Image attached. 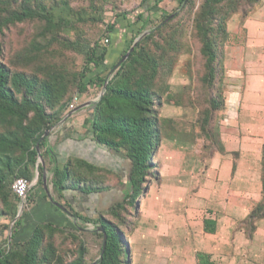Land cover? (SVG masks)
Wrapping results in <instances>:
<instances>
[{"label":"trees","instance_id":"1","mask_svg":"<svg viewBox=\"0 0 264 264\" xmlns=\"http://www.w3.org/2000/svg\"><path fill=\"white\" fill-rule=\"evenodd\" d=\"M73 1L0 0L1 34L19 24L37 25L29 44L19 53L7 54L5 61L0 45V216L14 222L9 241L0 245V264H132L129 250L124 254L123 246H129L136 225H131L123 212L126 206L138 211V199L148 192L145 184L153 170L151 163L160 147L164 125L173 130V121L160 117L159 108L167 101L163 80L178 57L191 48L190 40L199 46L202 60L198 128L216 151L226 154L219 129L225 117L222 87L226 23L232 15L245 7H255L260 0H176L179 6L170 12L158 8L170 0H153L151 6L149 0H141L128 11L121 10L113 0H87L88 4L80 8H74ZM106 6L113 10L110 16ZM178 8L181 9L176 13ZM153 17H157L154 25ZM150 29L154 30L134 45L128 58L113 72L102 97L92 104L84 120L91 142L104 151L122 155L129 170L123 199L90 217L68 202L66 195L108 193L113 188L105 182V176L113 175L121 181L120 176L82 157L67 156L59 163L47 145L48 138L41 137L64 118L72 95L95 87L102 90L116 64ZM104 39H108L107 45ZM68 54L80 64L68 66ZM37 145L42 159L52 165L49 171L56 194L53 200L67 212L50 205L74 223H34L26 211L16 218L19 201L12 185L19 178L33 181ZM236 168L237 160L232 165V175ZM38 171V182L26 195L28 202L36 199L38 187H43L40 164ZM260 180L262 199L242 222L250 239L257 223L264 220V143ZM43 199L48 200L44 190ZM89 225L93 226L91 231H87ZM203 231L215 234L216 221L204 218ZM104 235L105 248L98 261ZM195 261L213 264L210 254L201 251L195 252Z\"/></svg>","mask_w":264,"mask_h":264},{"label":"rangeland","instance_id":"2","mask_svg":"<svg viewBox=\"0 0 264 264\" xmlns=\"http://www.w3.org/2000/svg\"><path fill=\"white\" fill-rule=\"evenodd\" d=\"M113 1L121 10L126 11L137 7L141 2V0ZM87 2V0H74L72 6L74 8L85 7ZM148 4L151 6L153 0H149ZM178 6V2L174 0L166 12H170ZM106 9L107 16H110L113 11L111 6H106ZM180 9L178 8L176 13ZM155 18L152 20L153 25L157 22ZM226 29L228 37L223 45L225 79L222 87V96L225 99V117L221 122L218 121L219 129L221 132L234 129L240 137L264 138V0H260L255 7H245L241 12L232 15L226 23ZM36 30V24L28 23L19 24L3 34L0 33L2 60H6L7 54L13 53L14 55L21 52L23 47L34 38ZM189 46L191 47L188 48L189 51L187 50L178 57L172 71L163 80L167 101L163 102L159 108L160 117L162 120L173 121L174 131L164 125L160 147L154 154L151 163L153 170L145 184L148 192L138 199V211L136 212L133 207L126 206V211L123 212V216L129 220L131 225L139 224L143 230H150L146 233L152 237L150 242L153 245L157 242L158 232L161 234V239L166 238L163 241L164 245L168 244V239L165 237L168 231L166 226L175 222L178 264H192L193 252L196 247L192 242L193 237L201 229L202 217L210 211L206 207L208 205L206 200L202 205V199L197 195V191L199 186L205 183L207 174H211L212 159L217 158L220 162V156H222V162H224L225 156L231 154L232 164L237 160L238 166L240 157V151L231 153L226 151V154H220L198 128L201 111L198 101V77L202 68V60L198 53L199 46L192 40H190ZM65 61L70 67L75 62L80 64V61L74 60V56L71 54L67 55ZM13 66L18 68L17 65ZM100 93L101 89L95 87L87 93L72 95L64 116L65 119L63 118L55 124L47 136V145L54 150L59 163L63 162L67 156L82 157L97 166L106 167L120 176L121 181L113 175L105 176V182L113 188L108 193L98 196H83L78 193L66 195L68 202L90 217L95 216L97 210H106L112 204L123 199L129 173L127 162L124 161L122 155L104 151L88 141L80 142L88 135L83 125L84 120L89 117L90 107L98 100ZM74 98H77V101L73 108H70ZM243 142L246 144L248 141ZM246 151L249 154L242 156L250 158L248 147L241 150V152ZM233 153L238 155L234 157ZM260 156L262 158V149ZM43 162L47 190L52 199H55L56 194L53 192L50 182L52 174L49 171L52 165L44 160ZM246 168H248L247 165L243 166L242 170ZM221 170L220 163L214 171L211 170L215 180L222 173ZM258 171L260 173V170ZM35 175L36 170L34 178ZM34 178L31 183L28 182L31 187L38 182L37 180L34 183ZM173 180L181 181L178 184L179 190H170L169 184ZM43 190L42 186L38 187L37 198H33L34 200L29 202L25 200L20 214V205H18L17 215L20 216L23 211H26L27 214L31 213L33 217L31 222L34 223L42 220H53L56 223L62 222L61 224L74 223L70 217L68 220L64 219L50 205L52 203L49 199H43ZM165 205L170 210L159 209L166 207ZM0 208H2L1 203ZM109 217L112 219L111 216ZM13 224L10 217L0 216V245L5 246L6 241H9ZM242 225L245 227L243 223ZM92 229L93 226L89 225L87 231ZM123 250L126 254V247L123 246Z\"/></svg>","mask_w":264,"mask_h":264},{"label":"crops","instance_id":"3","mask_svg":"<svg viewBox=\"0 0 264 264\" xmlns=\"http://www.w3.org/2000/svg\"><path fill=\"white\" fill-rule=\"evenodd\" d=\"M170 1L171 3L162 2L158 8L167 10L174 2V0ZM89 137L88 134L80 142L88 141L92 143ZM221 137L227 152L240 151L238 166L232 175L231 154L225 156L224 162H222V156H220V162L217 158L212 159L211 174H207L205 183L198 188L197 195L201 197L202 205L205 204V200L207 201L208 205L206 207L210 209L208 211L210 214L208 213L202 217L201 229L193 237L192 242L196 247L193 252L192 264H196V251L210 254L213 264H264V220L257 223L256 231L251 239L248 238L245 227L242 225L243 220L248 216L253 206L262 199V186L258 170H260V153L264 138L240 137L234 129L222 131ZM243 141L248 142L244 144ZM247 147L250 150V158L249 156H242L248 153L247 151L241 152L242 149H247ZM219 163L222 173L215 180L213 178L214 173L211 170L214 171ZM246 165L248 168L242 170V167ZM180 182V180L171 181L169 184L170 190H179L178 184ZM165 206L159 209L162 211L163 209H169L167 205ZM204 218L216 221L215 234L204 233ZM175 224V222H172L166 226L168 230L167 236H165L168 239L166 245L163 242L166 238L161 239L160 232H158L157 242L153 245L150 242L152 237L146 233L150 230H143L137 224L128 246L132 264H178Z\"/></svg>","mask_w":264,"mask_h":264},{"label":"water","instance_id":"4","mask_svg":"<svg viewBox=\"0 0 264 264\" xmlns=\"http://www.w3.org/2000/svg\"><path fill=\"white\" fill-rule=\"evenodd\" d=\"M174 16V14L173 15H171L168 19H171L172 17ZM167 21V20H166ZM147 34H149V32H144L142 35H140L136 40H135V42H134V44H133V46L130 48V50L127 52V54L116 64V66L114 67V69L110 72V74H109V76H108V79L106 80V82H105V84H104V86H103V88H102V90H101V93H100V95H99V98H98V100L102 97V95H103V93H104V91H105V89H106V84H107V81L111 78V76H112V74H113V72L128 58V56H129V54H130V52L132 51V49H133V47H134V45L140 40V39H142L144 36H146ZM97 100V101H98ZM65 119V118H64ZM64 121V120H63ZM49 132L50 131H47V132H45V134L41 137V140L42 139H44L45 137H47L48 135H49ZM36 151H37V155H38V164H40L41 166H42V168H43V175H42V182H43V188H44V191L46 192V195H47V197H48V199H49V201L56 207V208H58L60 211H62L63 213H66L67 211L64 209V207L62 206V205H60L59 203H57V202H55L53 199H52V197L50 196V194H49V192H48V190H47V186H46V175H45V172H44V162H43V160H42V157H41V154H40V150H39V147H38V145H37V147H36ZM38 164H37V169H36V175H35V178H34V183H36L37 182V180H38ZM22 212V208L19 210V214ZM19 214L17 215V217H19ZM98 230L100 231V232H102L103 231V229L102 228H98ZM105 242H106V236L104 235V241H103V247H102V250H101V253H100V256H99V258H98V261H101V259H102V254H103V252H104V248H105ZM126 250L128 251V247L126 248ZM92 264H97V261L96 262H94V263H92Z\"/></svg>","mask_w":264,"mask_h":264},{"label":"built area","instance_id":"5","mask_svg":"<svg viewBox=\"0 0 264 264\" xmlns=\"http://www.w3.org/2000/svg\"><path fill=\"white\" fill-rule=\"evenodd\" d=\"M103 43L104 45H107L109 43L108 39H104ZM76 101L77 98H74L73 102L70 104V108H73ZM30 187L31 186L27 182V180L22 178L16 179L12 185V191L17 200L19 201L20 209L23 208L25 205L26 195Z\"/></svg>","mask_w":264,"mask_h":264}]
</instances>
